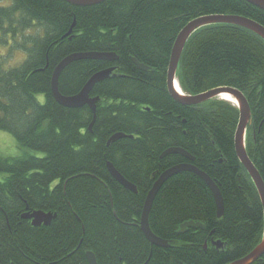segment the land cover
<instances>
[{
  "label": "trees",
  "instance_id": "16d2710c",
  "mask_svg": "<svg viewBox=\"0 0 264 264\" xmlns=\"http://www.w3.org/2000/svg\"><path fill=\"white\" fill-rule=\"evenodd\" d=\"M214 15L264 27V12L243 0H107L91 7L0 1V132L22 151L17 158L0 156V264H89L88 252L97 264H231L261 243L263 206L235 151L237 107L223 100L182 106L167 89L178 35L191 21ZM97 52L119 59L78 61L59 78L61 95L71 97L96 73L114 69V77L91 92L99 101L90 131V108L58 104L51 81L66 57ZM133 58L151 71L140 70ZM176 77L186 95L227 87L245 96L251 110L246 151L264 182V41L237 26L202 28L189 38ZM116 134L126 137L109 147ZM171 148L190 154L216 183L225 213L218 219L213 194L199 176H173L149 216L152 232L169 244L159 248L140 221L159 176L190 163L179 155L161 158ZM108 162L137 194L111 176ZM35 211L56 219L33 227L22 216ZM188 222L204 229L179 234ZM217 241L224 248L213 246ZM254 264H264V255Z\"/></svg>",
  "mask_w": 264,
  "mask_h": 264
},
{
  "label": "water",
  "instance_id": "95a60500",
  "mask_svg": "<svg viewBox=\"0 0 264 264\" xmlns=\"http://www.w3.org/2000/svg\"><path fill=\"white\" fill-rule=\"evenodd\" d=\"M73 6L77 7H90V6H96L100 5L107 0H63ZM254 7L258 8L259 10L264 12V0H243ZM218 24H226V25H232L237 26L243 29H246L255 35L259 36L264 41V27L260 25L259 23L244 18L241 16H233V15H214V16H206V17H200L198 19H195L191 21L178 35L173 50L171 54V59L167 71V89L169 95L174 99L176 102L183 106H200L207 102L221 99L222 96L227 95L233 98V100L236 102V106L239 111V124L237 127V131L235 134V150L237 157L240 161V163L243 165V167L248 172L251 180L253 181L256 190L258 192V195L260 197L263 211H264V182L259 174V171L254 166L252 161L247 155L246 151V139H245V130L247 128L248 123L251 119V110L248 104L247 99L245 96L237 89L234 88H217L196 96H190L183 93L180 86L178 85L179 91L177 90V83L175 82V76L177 75V71L180 64V59L182 56V53L185 49V46L189 40V38L198 30L212 26V25H218ZM97 59L96 53H88V54H82L78 58L75 57H68L63 62L59 64V66L54 71L53 80L51 83L52 92L54 95V98L56 101L65 108H78L84 105L91 106L92 110L95 111V105L99 101L98 98L91 99L90 95L94 87L104 81L105 79L109 78L113 74V70H106L95 77H93L83 88V90L76 96L73 97H66L61 95L58 89V83L59 78L63 72V70L74 60L76 59ZM112 60L111 56H106L105 59ZM135 65L141 69L142 71L149 72L151 71L150 68L146 67L145 65H142L138 63L137 61H134ZM121 135L114 136L109 144L115 142L116 140L122 138ZM166 155H179L183 158L187 159L190 163L183 164L181 166H176L163 174L160 178L157 179L155 182L153 188L150 190V192L147 195V198L144 203L143 211H142V218H141V230L144 233L147 240L151 243L152 246H156L159 248H168V242L160 239L157 237L151 230L150 224H149V216L150 212L152 210L154 201L156 199L157 194L159 193L160 189L163 187V185L166 183V181L173 175L182 172V171H188L191 173L196 174L199 176L209 187L211 190L215 203L217 208V217L218 219H221L224 216L225 213V203L223 196L221 194V191L219 190V187L216 185L211 178L202 172L201 170L197 169L192 162L194 161V158L191 157L188 153L183 151L182 149L173 148L168 150L164 156ZM109 171L113 174L115 179L126 189L130 190L133 193H137L136 187L132 185L131 183L127 182L123 177L119 175V173L115 170V168L112 165H108ZM56 217L52 216L50 213H44V212H36L34 214H25L23 216V219L25 220H32L33 226H41L42 224L49 225L52 220H54ZM201 228L204 229V226L200 223H194V222H188L181 226L179 234L186 233L189 229H196ZM213 245L219 250L221 248H224L223 244L220 241L214 242ZM264 254V235L262 242L245 258L238 260L231 264H254L256 261L259 260V258ZM87 259L89 264H97L96 257L93 253L88 252L87 253Z\"/></svg>",
  "mask_w": 264,
  "mask_h": 264
},
{
  "label": "bare ground",
  "instance_id": "6f19581e",
  "mask_svg": "<svg viewBox=\"0 0 264 264\" xmlns=\"http://www.w3.org/2000/svg\"><path fill=\"white\" fill-rule=\"evenodd\" d=\"M69 4V3H68ZM71 5V4H70ZM73 6V5H72ZM97 6V5H96ZM77 7V6H76ZM91 7V6H90ZM233 16H236V15H233ZM218 25H226V24H218ZM70 33H71V31L67 34V36H69L70 35ZM71 39V38H70ZM82 54H88V53H75V54H72V55H70V56H68V57H75V58H78L80 55H82ZM97 54V59H90V60H93V61H101V62H116V61H118V56L115 54V53H96ZM106 56H111L112 57V60H109V58L108 59H105V57ZM68 57H66V58H68ZM65 58V59H66ZM64 59V60H65ZM64 60H62L61 62H63ZM83 60H85V59H76V60H74V61H72L69 65H71L72 63H75V62H78V61H83ZM134 61H137L135 58H133L132 59V62L134 63ZM60 62V63H61ZM138 62V61H137ZM59 63V64H60ZM138 63H140V62H138ZM59 64H58V66H59ZM135 64V63H134ZM141 64V63H140ZM68 65V66H69ZM143 65V64H142ZM57 66V67H58ZM67 66V67H68ZM56 67V68H57ZM66 67V68H67ZM56 68H55V70H56ZM54 70V71H55ZM65 70V69H64ZM63 70V71H64ZM107 70H110V69H107ZM112 70H113V72H114V69L112 68ZM141 70V69H140ZM104 71H106V70H104ZM104 71H101V72H99V73H96L95 75H93L91 78H90V80L93 78V77H95L96 75H98V74H100V73H102V72H104ZM53 75H54V72H53ZM53 75H52V80H53ZM112 77H114L113 75H111L109 78H107V79H105V80H108V79H111ZM175 79H176V83H177V90L179 91V88H178V85H179V82H178V80H177V77L175 76ZM89 80V81H90ZM104 80V81H105ZM88 81V82H89ZM103 82V81H102ZM51 83H52V81H51ZM101 83V82H100ZM59 84V83H58ZM99 84V83H98ZM180 86V85H179ZM181 88V87H180ZM58 89H59V85H58ZM51 90H52V87H51ZM60 92V91H59ZM52 94H53V92H52ZM78 95V94H77ZM74 96H76V95H74ZM53 97H54V95H53ZM71 97H73V96H71ZM55 99V98H54ZM220 100H223V101H226V102H229V103H231V104H233V105H235L236 104V102L233 100V98H231L230 96H227V95H224V96H222L221 97V99ZM55 101H56V99H55ZM57 102V101H56ZM58 103V102H57ZM98 103V102H97ZM97 103H96V105H95V111H93L92 110V108H91V106H89V105H84V106H81V107H78V108H70V109H79V108H83V107H85V106H88L89 108H90V110L92 111V113H93V121H92V123H91V125H90V127H89V130L91 131L92 130V128H93V126H94V124H95V122H96V118H97ZM178 103V102H177ZM59 104V103H58ZM179 104V103H178ZM181 105V104H180ZM183 106V105H182ZM189 107V106H188ZM250 107V106H249ZM239 124V123H238ZM248 125H249V123H248ZM248 125H247V128H248ZM247 128H246V130H245V139H246V131H247ZM116 135H121V136H123L122 138H125L126 136L125 135H123V134H116ZM116 135H114V136H116ZM113 136V137H114ZM112 137V138H113ZM111 138V139H112ZM122 138H120V139H122ZM110 139V140H111ZM120 139H118V140H120ZM110 140H109V142H110ZM117 141V140H116ZM115 141V142H116ZM109 142H108V146L110 147L113 143H115V142H113V143H111V144H109ZM171 149H173V148H171ZM177 149H179V148H177ZM168 150H170V149H168ZM167 150V151H168ZM167 151H165L163 154H162V156H161V158H164V157H166V156H169V155H166V156H164V154L167 152ZM184 151V150H183ZM236 151V150H235ZM187 153V152H186ZM190 155V154H189ZM191 156V155H190ZM192 157V156H191ZM186 164V163H185ZM108 165H112L113 166V164H111V163H107V169H108V171H109V168H108ZM181 165H183V164H180V165H177V166H181ZM114 167V166H113ZM174 167H176V166H174ZM174 167H172V168H174ZM115 168V167H114ZM172 168H170V169H168V170H166L165 172H163L160 176H159V178L163 175V174H165L166 172H168L169 170H171ZM245 169V168H244ZM116 170V169H115ZM246 170V169H245ZM117 171V170H116ZM118 172V171H117ZM182 172H188V171H182ZM182 172H179V173H182ZM109 173L111 174V176L115 179V177L113 176V174L111 173V171H109ZM119 173V172H118ZM179 173H177V174H179ZM248 173V172H247ZM177 174H175V175H177ZM119 175L121 176V177H123L120 173H119ZM175 175H173V176H175ZM173 176H171L169 179H171ZM124 178V177H123ZM125 179V178H124ZM168 179V180H169ZM116 180V179H115ZM126 180V179H125ZM167 180V181H168ZM117 181V180H116ZM127 181V180H126ZM157 181V180H156ZM166 181V182H167ZM118 182V181H117ZM128 182V181H127ZM119 183V182H118ZM130 183V182H129ZM120 184V183H119ZM155 184V183H154ZM121 185V184H120ZM133 185V184H132ZM122 186V185H121ZM135 186V185H134ZM154 186V185H153ZM122 187H124V186H122ZM136 187V186H135ZM125 188V187H124ZM153 188V187H152ZM126 189V188H125ZM126 190H128V189H126ZM136 190H137V188H136ZM128 191H130V190H128ZM131 192V191H130ZM133 193V192H132ZM137 193H138V191H137ZM137 193H134V194H137ZM147 198V197H146ZM36 212H42V211H35V212H33V213H30V212H27V213H25V214H28V213H30V214H34V213H36ZM151 213V212H150ZM24 214V215H25ZM48 214V213H47ZM51 214V213H50ZM23 215V216H24ZM52 216H55L56 217V215H53V214H51ZM23 216H22V218H23ZM141 218H142V216H141ZM56 219V218H55ZM54 219V220H55ZM25 220V219H24ZM28 221H31V223L33 224V221L32 220H28ZM53 221V220H52ZM52 221H51V223H52ZM50 223V224H51ZM49 224V225H50ZM49 225H45V224H42L41 226H45V227H48ZM33 226V225H32ZM41 226H33V227H41ZM140 228H141V221H140ZM263 235H264V232H263ZM263 239V238H262ZM262 242V241H261ZM168 247H169V244H168ZM249 255V254H248ZM264 255V254H263ZM262 255V256H263ZM262 256L259 258V259H261L262 258ZM245 258V257H244ZM243 259V258H242ZM241 260V259H240ZM259 261V260H258ZM257 262V261H256Z\"/></svg>",
  "mask_w": 264,
  "mask_h": 264
},
{
  "label": "rangeland",
  "instance_id": "374dc122",
  "mask_svg": "<svg viewBox=\"0 0 264 264\" xmlns=\"http://www.w3.org/2000/svg\"><path fill=\"white\" fill-rule=\"evenodd\" d=\"M3 1L4 4H7L10 2V0H0ZM2 48H0V55L5 53L2 52ZM21 55H18L17 60L13 61L10 65H16L18 63V59ZM40 101L42 102V98H40ZM233 105V104H231ZM234 106V105H233ZM22 154V151L17 147L16 142L14 138L6 132H0V156L5 158H17ZM39 155V154H38Z\"/></svg>",
  "mask_w": 264,
  "mask_h": 264
},
{
  "label": "flooded vegetation",
  "instance_id": "af4514ba",
  "mask_svg": "<svg viewBox=\"0 0 264 264\" xmlns=\"http://www.w3.org/2000/svg\"><path fill=\"white\" fill-rule=\"evenodd\" d=\"M188 107V106H187Z\"/></svg>",
  "mask_w": 264,
  "mask_h": 264
}]
</instances>
